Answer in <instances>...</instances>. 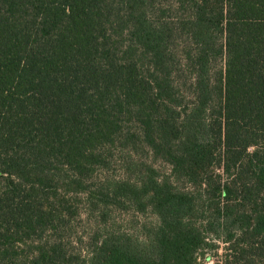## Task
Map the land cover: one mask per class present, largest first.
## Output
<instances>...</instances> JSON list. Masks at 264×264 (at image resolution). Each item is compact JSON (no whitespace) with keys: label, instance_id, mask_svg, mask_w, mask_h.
<instances>
[{"label":"trees","instance_id":"trees-1","mask_svg":"<svg viewBox=\"0 0 264 264\" xmlns=\"http://www.w3.org/2000/svg\"><path fill=\"white\" fill-rule=\"evenodd\" d=\"M174 4L177 25L157 0H0V264H74L82 198L157 217L83 264H264V0ZM114 151L124 177L95 181Z\"/></svg>","mask_w":264,"mask_h":264},{"label":"rangeland","instance_id":"rangeland-1","mask_svg":"<svg viewBox=\"0 0 264 264\" xmlns=\"http://www.w3.org/2000/svg\"><path fill=\"white\" fill-rule=\"evenodd\" d=\"M174 2L175 0H157L162 11H164L162 18L170 21L173 25H177L186 16V13L178 10ZM190 47V42L184 35L179 36L173 44L174 54L180 64L177 68V78L181 84H185L182 89L186 93L190 91V85L193 81L191 70L187 68L184 61V51ZM214 66L216 70L224 69L225 59H217ZM127 156L128 154L114 151L110 160V166L104 170H98L95 173L94 180L98 181L106 177H124L123 167L124 163L127 162ZM140 158L154 165L161 173H170V168L166 163L154 160L145 151L140 154ZM83 199L75 204L78 214L71 218L68 228L63 234L65 248L76 257L74 264H83L82 260L88 257L95 236H102L105 233L115 231L144 239L146 228L157 223V217L150 210L140 212L132 207L112 205L92 212L88 210L87 203ZM223 252L222 245L218 251L207 250L203 261L206 264H213L220 259Z\"/></svg>","mask_w":264,"mask_h":264}]
</instances>
